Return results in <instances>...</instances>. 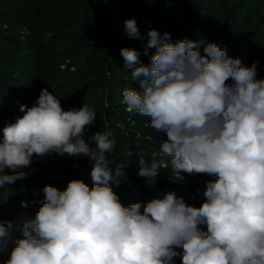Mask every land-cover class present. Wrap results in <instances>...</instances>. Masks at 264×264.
<instances>
[{
  "label": "clouds",
  "instance_id": "9594fccd",
  "mask_svg": "<svg viewBox=\"0 0 264 264\" xmlns=\"http://www.w3.org/2000/svg\"><path fill=\"white\" fill-rule=\"evenodd\" d=\"M124 29L129 38H141L135 18L126 19ZM149 49L155 51L148 65L135 48L120 50L139 85L123 91V102L166 134L160 151L171 157L178 176L215 177L206 183L204 202L194 207L170 191L142 211L140 202L124 206L112 185L121 183L128 161L113 171V133L96 132L86 140L96 120L94 106L66 111L44 88L33 106L20 105L23 115L0 129V202L14 195L11 185L26 178L34 155L88 157L92 185L81 179L69 180L64 190L45 185L34 219L0 221V252L10 241L15 245L5 264H174L178 255L181 264H264L259 62L245 65L207 39L173 42L170 33L154 28L147 32L145 55ZM162 166L167 165L140 154L138 175L155 186Z\"/></svg>",
  "mask_w": 264,
  "mask_h": 264
},
{
  "label": "trees",
  "instance_id": "16d2710c",
  "mask_svg": "<svg viewBox=\"0 0 264 264\" xmlns=\"http://www.w3.org/2000/svg\"><path fill=\"white\" fill-rule=\"evenodd\" d=\"M130 18L137 21L139 39L125 32L124 21ZM153 28L170 33L173 42L184 37L216 42L248 66L258 61L257 79H264V0H0V129L23 115L20 105L33 106L44 88L66 111L87 103L94 106L96 120L85 139L111 131L116 141L108 154L113 171L127 158L125 177L112 185L124 206L140 202L142 211L148 201L172 191L200 207L206 183L215 177L178 176L171 157L160 151L166 134L149 127V117L128 112L123 102V91L139 85L132 82L120 50L135 48L148 65L155 50L145 55L144 49ZM140 154L167 165L161 167L155 186L138 175ZM91 167L85 156L34 155L24 169L26 178L11 185L14 195L0 202V221L34 219L45 185L64 190L69 180L81 179L91 187ZM21 201H28V207ZM14 246L10 241L0 252V264L10 258ZM175 250L182 254V248ZM174 264H181L179 255Z\"/></svg>",
  "mask_w": 264,
  "mask_h": 264
},
{
  "label": "built area",
  "instance_id": "2783aa9c",
  "mask_svg": "<svg viewBox=\"0 0 264 264\" xmlns=\"http://www.w3.org/2000/svg\"><path fill=\"white\" fill-rule=\"evenodd\" d=\"M145 23H146L147 25H150L151 21H150L149 19H147V20H145Z\"/></svg>",
  "mask_w": 264,
  "mask_h": 264
}]
</instances>
